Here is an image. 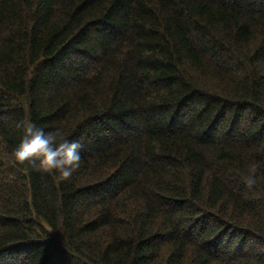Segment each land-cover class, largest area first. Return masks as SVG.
Here are the masks:
<instances>
[{
    "label": "trees",
    "instance_id": "trees-1",
    "mask_svg": "<svg viewBox=\"0 0 264 264\" xmlns=\"http://www.w3.org/2000/svg\"><path fill=\"white\" fill-rule=\"evenodd\" d=\"M0 264H264V0H0Z\"/></svg>",
    "mask_w": 264,
    "mask_h": 264
},
{
    "label": "clouds",
    "instance_id": "clouds-1",
    "mask_svg": "<svg viewBox=\"0 0 264 264\" xmlns=\"http://www.w3.org/2000/svg\"><path fill=\"white\" fill-rule=\"evenodd\" d=\"M16 127L22 130L21 139L12 152L17 162H32L36 170L56 174L61 180L72 177L80 167L82 144L79 140L46 130L32 121H19Z\"/></svg>",
    "mask_w": 264,
    "mask_h": 264
}]
</instances>
